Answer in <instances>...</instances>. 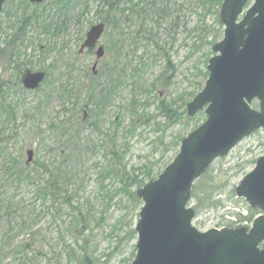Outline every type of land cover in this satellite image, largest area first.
Segmentation results:
<instances>
[{
  "label": "rangeland",
  "instance_id": "rangeland-1",
  "mask_svg": "<svg viewBox=\"0 0 264 264\" xmlns=\"http://www.w3.org/2000/svg\"><path fill=\"white\" fill-rule=\"evenodd\" d=\"M53 1L44 0L40 5L5 0L0 14V50L12 42L14 47L22 45L20 58L0 57V88L5 92L4 106L11 114L6 118L0 111V144L7 155V160L0 157V264H68L67 247L77 260L86 252L90 264H129L136 254V235L131 237L130 232L142 206L136 193L149 182L144 173L157 178L178 154L179 148L174 149L171 142L177 135L188 137L206 119L201 112L191 122L184 116L175 124L161 109L171 106L176 114L182 113L201 91L208 60L215 55L212 48L223 37L219 13L203 6L206 0H172L178 12L169 19L154 16V21L145 24L126 23L120 26L121 34L107 30L99 41L105 55L97 64V76L92 77L94 54L79 55L78 50L88 29L102 23L98 0H72L68 27L54 40L35 24L26 28L24 37L19 34V39L15 38L26 15L39 17L40 10L48 11ZM146 30L154 35L153 41L146 40ZM108 35L121 44L116 60L106 50ZM21 62L19 71L49 68L40 91L24 92L18 84L16 65ZM114 63L126 83L95 115L93 106L85 103L86 90L106 88L113 78L108 76ZM134 69L140 77L137 86L129 83ZM65 89L74 91L72 99L63 92ZM251 107L258 110V102ZM144 116L149 118L147 124L143 123ZM132 121L134 134L127 133L121 140L122 131ZM116 126L121 129L116 142L118 153L126 154L121 155L119 164L110 165L112 148L104 145L103 136H111ZM28 150L33 152L29 171L37 165L46 168L36 172V183L50 180L53 185L59 180L54 206L60 215L55 219L56 210L43 213L50 202L42 204L32 188H17L13 175L9 177V157H17L24 165ZM263 156L264 131L258 130L208 167L194 183L193 195L210 189L217 209H202L195 214L194 228L201 233L227 229L237 222V214L247 215V208H251L235 196L234 189ZM108 170L112 172L109 175ZM125 176H137L144 184L122 192ZM188 206L195 207L192 197ZM76 214L78 219L81 215L86 218L85 232L81 231V222L76 224ZM251 224L235 223L232 228L248 232Z\"/></svg>",
  "mask_w": 264,
  "mask_h": 264
},
{
  "label": "water",
  "instance_id": "water-1",
  "mask_svg": "<svg viewBox=\"0 0 264 264\" xmlns=\"http://www.w3.org/2000/svg\"><path fill=\"white\" fill-rule=\"evenodd\" d=\"M5 0H0V14ZM43 0H29L41 4ZM65 1V0H60ZM224 0L219 10L222 40L206 67L202 90L186 106L194 117L203 110L205 122L181 141L179 152L156 180L137 191L142 202L136 233V254L129 264H264V156L234 189L250 208L262 215L248 232L243 229H212L204 233L192 226L195 211L188 206L192 187L217 159L227 156L242 139L264 130V0ZM104 24L89 28L78 50H94L91 67L96 75L104 48L98 45ZM45 72L24 69L19 83L36 92ZM258 102V110L251 107ZM25 165L33 162L26 151Z\"/></svg>",
  "mask_w": 264,
  "mask_h": 264
},
{
  "label": "trees",
  "instance_id": "trees-1",
  "mask_svg": "<svg viewBox=\"0 0 264 264\" xmlns=\"http://www.w3.org/2000/svg\"><path fill=\"white\" fill-rule=\"evenodd\" d=\"M72 0H67L66 2H61L59 0H54L53 3L50 4V9L48 11H45L44 8L40 10V15L39 17L37 16L34 18L33 16H25L22 19V22L20 24V27L17 28V31L15 33V38H18V35L21 34L23 37L25 35V30L27 27H30L31 25H38L39 28L41 29V32L47 36L48 38L51 39H56L59 36L63 35L64 32L66 31L69 23V9L68 6ZM89 0H86L88 2ZM224 0H206V2H203L202 5H207L206 8H209V11L213 10L214 13L218 14L220 7L222 5V2ZM99 2V11L97 12L98 15L104 16L101 18V22L105 24L106 26V31L109 30L110 32H118V34H121V31H119L120 26L124 25L126 23H131V24H145L148 21H154L155 19L153 18L156 16L157 19L160 20H165L169 19L174 13L176 14L178 10L174 9V2L172 0H98ZM88 3H85V8ZM25 9L23 8V11ZM212 12V11H211ZM219 28L222 29V26L219 22ZM10 28L13 29V26H10ZM146 40L153 41L154 35L150 34L146 30ZM109 37V35H108ZM156 40V39H155ZM156 43V42H154ZM214 43V42H212ZM10 44H12L10 46ZM119 42L117 40H113V38L109 37V44L106 46V50L109 54H113L114 60L118 59L120 56L121 52V44L118 45ZM22 46V45H21ZM20 47H14L13 42L9 43L7 45V48L1 49L0 50V57L1 58H7L8 60L14 57L20 58L21 53H20ZM10 47V48H9ZM14 47V48H13ZM90 54V52H88ZM207 62V61H206ZM23 65L21 62L19 65H16V70L19 73V67ZM26 65V64H25ZM67 68V67H66ZM43 71H48L47 72V78L49 77V68L42 69ZM137 69H134L133 74L130 76V81L129 83L132 85H139L140 83V77L137 74ZM205 78L208 77V73L205 72ZM109 79L110 82L104 89H94L92 87H89L86 91V101L85 103L88 105L93 106V111L94 114L96 115V111L100 110L103 106L111 102V98L115 95L116 91L120 88V86L125 85V79L122 78V74L117 70V63H114V66L112 70H109ZM47 81V79L44 81V83ZM19 84V83H18ZM17 85V84H16ZM202 89V88H201ZM63 92L70 98H73L74 91L70 89H65ZM5 92L2 91V88H0V111L5 115L6 118L10 117V113L8 108H5ZM162 107V106H161ZM162 112L165 113V115H168L169 118L172 119V121L176 124L179 122L181 117L185 116V119L188 122H191L193 118H190L186 115V110H184L182 113L176 114L171 106H164L163 109H161ZM201 115V113H200ZM166 117V116H165ZM149 118L145 117L143 118V123L147 124ZM157 125V124H156ZM155 125V127H156ZM95 126V125H94ZM134 128H135V122L132 121L129 128L127 130H123L121 134V140L126 137V134L133 135L134 134ZM121 132V129L119 126L115 127V130L111 132V136L108 134H105L103 136V142L106 147H111V163L119 164L121 155H125L126 152L119 154L118 153V146L116 145V142L118 140V134ZM107 138V140H106ZM1 139V138H0ZM181 135H177L176 138L171 142V145L174 147V149L179 148L180 142L182 140ZM5 141H8L7 138H5ZM108 141H110V145H108ZM1 143V140H0ZM0 144V157H4L5 160H7V155H6V150L1 148ZM8 162L11 164L12 167L8 168L7 171L9 172V177L10 174L13 175L15 178V182L17 183V188L22 186V187H29L32 188L34 191L35 198L39 200L42 204H46L47 202H50V207L44 210V214L46 215L48 213V210L54 209L56 210L55 213L53 214V218L55 219L56 216L60 215V211L55 209L54 204L58 201V192L59 188L57 186V179L53 181V185L50 183V180L45 181V183L42 184V180H39L38 183L34 180V176L36 172H39L41 170L46 169L42 165H37L36 169L32 172L29 171V168L21 165L17 157H9ZM146 169V168H144ZM111 170L107 171V174ZM206 173V172H205ZM204 173V174H205ZM203 174V175H204ZM202 175V176H203ZM150 172H145L144 177H146L149 182L155 180L156 178H150ZM201 176V177H202ZM52 180V179H51ZM50 181V182H49ZM123 184L124 188L122 192L127 191V188H130L132 185H143V181H138L137 176L135 177H128L125 176L124 181H121ZM201 187L202 183L200 184ZM192 199L195 201V207L194 211L196 215L199 213L200 210L202 209H217V203L214 201L215 196L213 195V192L209 189L207 190L204 188L200 192H195L193 195V189H192V194H191ZM66 204H69V201H65ZM2 206V201L0 200V209ZM65 206V205H62ZM61 206V207H62ZM77 208H74V211H76ZM78 211V209H77ZM43 214V215H44ZM260 214L259 210L257 209H249L247 208V215L246 216H241V214H237V222L230 223L227 228H232V226L237 224H242V223H251L254 218H256ZM53 219V220H54ZM76 224H82L81 231L85 232L87 228V221L86 218L81 215L80 219H78V214H76V217L74 218ZM55 222V220H54ZM131 237L135 235L134 231H131ZM66 249V258L68 261V264L75 263L77 262L78 264H90L91 257L87 255V253H83L82 258L78 259L74 254L73 250H69L70 248L67 247ZM28 264V261L26 262Z\"/></svg>",
  "mask_w": 264,
  "mask_h": 264
},
{
  "label": "flooded vegetation",
  "instance_id": "flooded-vegetation-1",
  "mask_svg": "<svg viewBox=\"0 0 264 264\" xmlns=\"http://www.w3.org/2000/svg\"><path fill=\"white\" fill-rule=\"evenodd\" d=\"M91 53H94L93 52V50L91 51ZM90 71H91V69H90ZM91 73H92V71H91ZM95 76H97V74L95 75ZM95 76H93V77H95ZM27 262V261H26ZM32 261H28V263H31Z\"/></svg>",
  "mask_w": 264,
  "mask_h": 264
}]
</instances>
